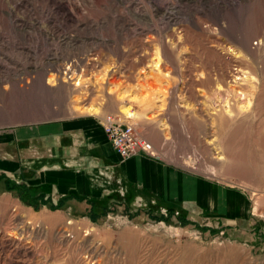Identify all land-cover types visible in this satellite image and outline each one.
<instances>
[{
  "label": "rangeland",
  "instance_id": "rangeland-1",
  "mask_svg": "<svg viewBox=\"0 0 264 264\" xmlns=\"http://www.w3.org/2000/svg\"><path fill=\"white\" fill-rule=\"evenodd\" d=\"M107 114L160 158L15 140ZM0 264H264V0H0Z\"/></svg>",
  "mask_w": 264,
  "mask_h": 264
},
{
  "label": "crops",
  "instance_id": "crops-1",
  "mask_svg": "<svg viewBox=\"0 0 264 264\" xmlns=\"http://www.w3.org/2000/svg\"><path fill=\"white\" fill-rule=\"evenodd\" d=\"M69 135L72 140L79 141L80 145L84 142L88 145L93 151L99 152L106 156H112L116 154L120 157L115 150L112 148L109 139L107 138L103 126L95 118H85L81 120H73L66 122L65 120H55L50 125H39V126H30L26 128L25 131H17L15 135L16 142H19L21 139H33L35 142H46L47 140H52L55 143V146L64 144L65 137ZM14 139V138H13ZM12 139V140H13ZM36 144V143H35ZM55 150V147L53 148ZM58 149V147H57ZM56 151V150H55ZM53 155L58 156L59 153L55 152ZM153 160L157 161L158 159ZM59 177V176H58ZM60 179V178H59ZM61 180V179H60ZM43 181H46L45 179ZM73 182L65 185V188H61L60 191H64L72 186L76 188H81V181L79 177H75L72 180ZM67 186V187H66ZM43 199H46L45 196H41ZM53 200V199H52ZM48 201L49 203H54L53 201Z\"/></svg>",
  "mask_w": 264,
  "mask_h": 264
},
{
  "label": "built area",
  "instance_id": "built-area-1",
  "mask_svg": "<svg viewBox=\"0 0 264 264\" xmlns=\"http://www.w3.org/2000/svg\"><path fill=\"white\" fill-rule=\"evenodd\" d=\"M102 126L111 146L121 158L144 153L159 159L152 143L137 130L134 123L120 118L117 114H107L102 119Z\"/></svg>",
  "mask_w": 264,
  "mask_h": 264
},
{
  "label": "bare ground",
  "instance_id": "bare-ground-1",
  "mask_svg": "<svg viewBox=\"0 0 264 264\" xmlns=\"http://www.w3.org/2000/svg\"><path fill=\"white\" fill-rule=\"evenodd\" d=\"M234 77V76H233ZM232 80V79H231ZM234 81V80H233ZM88 110L89 111H95L96 108L95 107H90L88 106ZM124 112L127 114L128 117H131L132 116V113H130V111L128 109L124 110ZM160 158V157H159Z\"/></svg>",
  "mask_w": 264,
  "mask_h": 264
},
{
  "label": "trees",
  "instance_id": "trees-1",
  "mask_svg": "<svg viewBox=\"0 0 264 264\" xmlns=\"http://www.w3.org/2000/svg\"><path fill=\"white\" fill-rule=\"evenodd\" d=\"M67 199V197H64V198H62L60 201H58V203L57 204H51V207H56V206H60L61 205V203H63L65 200Z\"/></svg>",
  "mask_w": 264,
  "mask_h": 264
}]
</instances>
